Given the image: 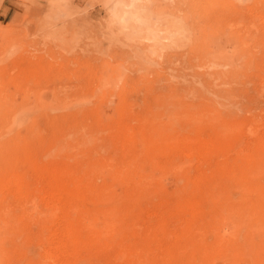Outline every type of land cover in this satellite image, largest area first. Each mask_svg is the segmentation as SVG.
I'll use <instances>...</instances> for the list:
<instances>
[{
  "label": "rangeland",
  "instance_id": "374dc122",
  "mask_svg": "<svg viewBox=\"0 0 264 264\" xmlns=\"http://www.w3.org/2000/svg\"><path fill=\"white\" fill-rule=\"evenodd\" d=\"M17 7L0 264H264V0Z\"/></svg>",
  "mask_w": 264,
  "mask_h": 264
},
{
  "label": "crops",
  "instance_id": "0c3cea01",
  "mask_svg": "<svg viewBox=\"0 0 264 264\" xmlns=\"http://www.w3.org/2000/svg\"><path fill=\"white\" fill-rule=\"evenodd\" d=\"M24 0H0V23L12 24L18 12V5Z\"/></svg>",
  "mask_w": 264,
  "mask_h": 264
},
{
  "label": "bare ground",
  "instance_id": "6f19581e",
  "mask_svg": "<svg viewBox=\"0 0 264 264\" xmlns=\"http://www.w3.org/2000/svg\"><path fill=\"white\" fill-rule=\"evenodd\" d=\"M262 123H263V122H262ZM262 129H263V128H262ZM249 131H250V130H249ZM263 138H264V137H263ZM263 138H262V139H263ZM260 140H261V139H260ZM259 142H262V141H259ZM262 162H263V161L261 160V162H259V165H261L260 163H262ZM257 165H258V164H257ZM257 165H256V166H257ZM259 167H261V168L264 170V165H261V166H259ZM259 167H257V169L255 170V172L258 170ZM261 168H260V169H261ZM247 169H248V168H247ZM260 169H259V171H261ZM238 170H239V169H238ZM249 170H250V171H249ZM253 170H254V169H253ZM253 170L251 171L250 168L248 169V171L250 172V174L253 172L252 174H253V175H256V173H254ZM246 171H247V170H246ZM246 171H245V172H246ZM245 172H242V169H241V173H245ZM249 172H248V173H249ZM250 174H249V178H251V175H252V174H251V175H250ZM242 175H244V174H242ZM245 175H246V173H245ZM253 175H252V178H255V176L253 177ZM245 177H247L246 180H245L244 176H243L244 179H243V178H242V179L245 180L246 183H245L244 187H243V185H241V186L243 187V189L246 190L247 182L249 183V181H248L249 179H248V175L245 176ZM256 178H257V177H256ZM245 181H241V182L243 183V182H245ZM251 183H252V182H251ZM251 183H249V184H251ZM249 184H248V185H249ZM254 184H255V183H254ZM257 184H258V183H257ZM187 189H188V188H187ZM250 189H253V188H250ZM247 191H249V189H248ZM251 192H252V191H251ZM249 193H250V192H249ZM258 193H259V192H258ZM66 194H67V193H66ZM69 194H70V193H69ZM260 194H261V193H260ZM248 196H249V195H248ZM253 196H254V195H253ZM251 197H252V196H250V199H251ZM71 198H74V196H73V197L71 196ZM248 198H249V197H248ZM262 198H264V196H263ZM250 199H248L249 202H250ZM252 200L255 201V199H252ZM256 201H258V200H256ZM260 202H261V200L258 201V202H254V203H255L256 205L258 204L257 207H260V206L262 207L263 204H261L262 202H261V203H260ZM248 204H250V203H248ZM259 205H260V206H259ZM250 206H252V205L250 204ZM253 206H254V205H253ZM263 208H264V207H263ZM263 208H262V212H264V209H263ZM58 209H59V208H58ZM255 209H257V208H255ZM259 209H260V210H259ZM258 210L261 211V208H258ZM262 212H261L260 214H262ZM258 214H259V213H258ZM258 214H257V216H258ZM187 216H188V215H187ZM262 216H264V214H262ZM262 216H261V217H262ZM261 217H260V218H261ZM255 219H256V218H255ZM258 219H259V218H257V220H258ZM249 220H250V219H249ZM257 220H256V221H257ZM259 220H260V219H259ZM71 221H72V220H71ZM69 222H70V220H69ZM73 223H74V222H73ZM261 223H262V222L259 221L260 227H261V226L264 227V221H263V224H261ZM71 224H72V223L70 222V225H71ZM255 225H257V222H256ZM73 226H74V225H73ZM74 227H75V229H76V227H77V226H76V223H75V226H74ZM257 227H258V226H257ZM72 229H73V228H72ZM261 229H262V227H261ZM68 230H69V229H68ZM69 231H71V229H70ZM76 231L78 232L79 230L77 229ZM263 231H264V230H263ZM77 232H76V233H77ZM72 235H74V231L72 232ZM52 258H54V257H52ZM54 259H56V258H54ZM54 259H53V260H54ZM57 260H58V258H57ZM51 261H52V260H51ZM51 261H50V262H51ZM55 263H56V262H55Z\"/></svg>",
  "mask_w": 264,
  "mask_h": 264
}]
</instances>
